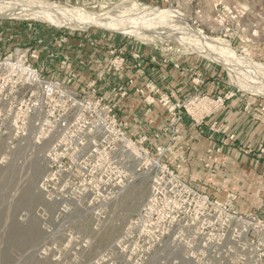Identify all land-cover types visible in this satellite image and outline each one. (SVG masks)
<instances>
[{
	"label": "rangeland",
	"instance_id": "rangeland-1",
	"mask_svg": "<svg viewBox=\"0 0 264 264\" xmlns=\"http://www.w3.org/2000/svg\"><path fill=\"white\" fill-rule=\"evenodd\" d=\"M39 1L77 7L74 14L177 12L256 63L240 64L238 72L264 86V0ZM174 23L161 20L146 40L95 26L0 17V264H264V198H239L236 179L237 191L223 194L230 176H212L213 156L194 158V137L184 138L181 129L188 117L224 135L228 125L204 124L209 117L237 97L260 101L264 115V96L239 85L206 53L184 47L194 39L191 30L166 37ZM125 40L185 59L189 86L177 99L153 80L127 79L148 104L137 106V115L154 104L163 112L153 124L130 123L97 88L105 75L122 71ZM95 50L108 56L84 74L83 58L94 60ZM25 67L37 69L40 82ZM47 82L51 90L43 88ZM129 92L123 88L120 96Z\"/></svg>",
	"mask_w": 264,
	"mask_h": 264
},
{
	"label": "crops",
	"instance_id": "crops-1",
	"mask_svg": "<svg viewBox=\"0 0 264 264\" xmlns=\"http://www.w3.org/2000/svg\"><path fill=\"white\" fill-rule=\"evenodd\" d=\"M122 45V49L125 51V53L123 52L125 63L122 71H111L110 74L105 75L103 79L98 81L97 88L107 94L106 96L109 97L110 101H113L119 115L130 123L144 120L143 122L153 124L157 120L164 119V116L162 117L163 112L155 108V106H158L157 104L147 110H142L140 107L141 113L144 115L142 117H140L139 112L138 115L136 114L137 112L134 109L141 105L143 101L134 94L133 87H128L127 79L136 77V83H141L140 80H153L162 90L177 99L188 91L189 85L185 83L183 75L185 72L182 69L185 59L181 56L168 55L156 47V49L152 48L150 45L137 47L126 40ZM111 50L113 51H110V53L116 51V48L114 47ZM95 51L97 53H95L94 60H92V57L87 58V56L83 58L85 60L83 65L85 71L83 72L80 69L78 72L88 75L92 71L95 73V70L100 67L102 59L108 55L105 51ZM86 80L87 77H84L85 83ZM211 87V90L213 88L218 89L219 85L212 83ZM123 88H129L130 92L127 97L120 96V91ZM250 102L251 106L249 110H246ZM259 104L260 101H242L241 98L237 97L227 102V108L209 117L204 124L219 119V121H224L228 125V132L224 135L215 133L210 127L196 125L188 117L185 118L181 128L184 138L191 134L194 137L191 143V155L194 158L201 157L203 161V154L213 156L210 164L212 168L217 170L212 173V176L214 175L221 180L224 171L230 176L227 184L225 182L227 192L223 189L222 193L229 194L228 192L237 191L238 185L233 186L234 188L231 187L234 181L231 179H236L242 183L241 187L243 188L240 187L241 190H238L239 198L248 201L254 199L257 201L264 198L262 185L264 183V152L261 151L264 147V115L259 110ZM142 105L148 106L146 103ZM143 127L146 128V125ZM166 132L164 131L161 135L164 139L168 136ZM231 133L234 137L232 140L229 139ZM223 136H226V138L224 139ZM235 169L244 171L234 174ZM222 185H224L223 182ZM219 193L218 189L217 192L212 191L215 197L219 196Z\"/></svg>",
	"mask_w": 264,
	"mask_h": 264
},
{
	"label": "bare ground",
	"instance_id": "bare-ground-1",
	"mask_svg": "<svg viewBox=\"0 0 264 264\" xmlns=\"http://www.w3.org/2000/svg\"><path fill=\"white\" fill-rule=\"evenodd\" d=\"M76 8L77 7L68 9L67 6L56 2L39 0H0V17L40 20L55 25H67L73 29H84L89 26H95L108 30L122 31L146 40L153 39L151 35L154 34V29L158 25H161V20L170 19L172 21V19H175L174 26L177 28H167L166 30H168V32H165L170 36L166 37L174 38L177 36L178 34L174 33V31L178 30V28L191 30L194 39L189 41L186 40L185 43L182 44L184 47L206 53L210 58L223 64L230 72L229 74L232 79L239 85L264 96L263 85L243 78L238 72L240 64L248 68H253L255 67L254 65H257L256 63H251L245 58L243 59L234 54L230 50L231 48L229 49L228 46L222 44L221 41L205 36L199 29H196L185 16H181L177 12L154 8L155 11L150 10L148 13L139 12L138 14H134L133 17H126L123 15L102 14L98 11L74 14L77 12ZM31 77L36 79V76L33 74Z\"/></svg>",
	"mask_w": 264,
	"mask_h": 264
},
{
	"label": "built area",
	"instance_id": "built-area-1",
	"mask_svg": "<svg viewBox=\"0 0 264 264\" xmlns=\"http://www.w3.org/2000/svg\"><path fill=\"white\" fill-rule=\"evenodd\" d=\"M120 60L122 61L123 60V58L122 57H120ZM112 62V61H111ZM110 62V63H111ZM26 68V70L28 71V72H30V73H32L33 75H35L36 76V78L37 79H33L34 81H37V82H40V78H39V75H38V73H37V69H32V68H30V67H25ZM25 75H27V74H25ZM26 77H28V75L26 76ZM29 80H31V79H29ZM48 84H44L43 85V88H45L46 90L47 89H49V90H51V88H52V83L51 82H47ZM214 102H222V101H214ZM261 151H264V149H261Z\"/></svg>",
	"mask_w": 264,
	"mask_h": 264
},
{
	"label": "water",
	"instance_id": "water-1",
	"mask_svg": "<svg viewBox=\"0 0 264 264\" xmlns=\"http://www.w3.org/2000/svg\"><path fill=\"white\" fill-rule=\"evenodd\" d=\"M37 188H39V182H38V184H37Z\"/></svg>",
	"mask_w": 264,
	"mask_h": 264
}]
</instances>
